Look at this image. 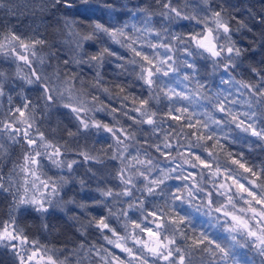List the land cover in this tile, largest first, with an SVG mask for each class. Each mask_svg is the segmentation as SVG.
I'll list each match as a JSON object with an SVG mask.
<instances>
[{"label": "snow or ice", "instance_id": "1", "mask_svg": "<svg viewBox=\"0 0 264 264\" xmlns=\"http://www.w3.org/2000/svg\"><path fill=\"white\" fill-rule=\"evenodd\" d=\"M4 3L0 0V8ZM93 3L42 0L41 10L49 13L50 24L63 32L60 43L73 46L72 54L62 61L56 52L41 55L37 51L45 45L54 46L47 40L11 28L0 30V58L20 62L30 70L21 75L20 63H16V77L23 82L22 102L13 106L9 95L8 112L0 119V195L11 197L9 218L0 221V248L11 252L14 264H73L72 257L76 258L75 264L85 260L88 264H238L233 251L237 247L255 249L264 257V162L256 164L242 153L226 151L213 128L227 122L264 144V59L258 65H247V78L235 75L245 63V50L238 46L234 33L252 29L231 14L234 6L215 4L214 0H198L192 11H186L190 0H183V4L180 0H154L159 6L155 13L151 7L137 5L144 17L143 27L105 23L88 16L81 18L88 21L86 27H81L78 10L89 12ZM102 7L110 14L114 11L108 0ZM154 14L168 25L187 21L189 30L176 32L168 26L158 29L153 24ZM260 22L264 23V17ZM89 44L95 45L96 51H90ZM109 57L123 61L117 67L130 71L146 94L129 92L132 84H105L101 69ZM51 59L57 63L52 73L46 74L43 66ZM197 59L210 62L213 70L222 67L228 78L222 76L221 84L235 88L237 95L247 99L238 100L231 91L211 94L197 78ZM84 66L94 70L91 80L78 71ZM181 69L185 70L182 75ZM172 76H178V84L187 81L193 87L177 91L163 79ZM7 79L0 68V97L5 95ZM25 84L39 90L38 99L43 101L44 109L41 115L55 107L67 110L75 122L74 130L64 129L68 139L50 138L37 126L38 105L23 95ZM100 94L109 101L117 99L119 107L105 103ZM237 106L246 110L238 111ZM194 107L203 110L192 111ZM100 112L111 120L97 119L96 113ZM92 130L96 135L107 134L112 141L106 142L104 152L108 160L115 162L108 175L118 183L111 187L98 185L97 195L77 200L70 195L71 186L77 183L74 166L103 161L86 149L76 151L70 144ZM12 146L22 150L21 162L11 161L5 173ZM107 148L112 149L110 154ZM69 152L81 159L70 158ZM169 180L180 183L170 187ZM78 183L81 191L87 187L83 179ZM136 192L144 194L143 198ZM157 196L161 200H152L149 207L147 198ZM197 200L196 210L205 207L208 214H218L217 223H221L219 217L224 218L223 229L229 233L231 244L185 227L192 220L183 213V206L192 208ZM91 207H100V214H90ZM57 210L72 213L69 219L79 223L77 231L83 237L74 247L59 250L64 253L63 259L54 248L30 238L17 220V214L35 213L42 230L47 231V216ZM132 211L139 212V216L130 215ZM87 228H94L103 243L90 241Z\"/></svg>", "mask_w": 264, "mask_h": 264}, {"label": "trees", "instance_id": "2", "mask_svg": "<svg viewBox=\"0 0 264 264\" xmlns=\"http://www.w3.org/2000/svg\"><path fill=\"white\" fill-rule=\"evenodd\" d=\"M104 2L105 0H94L93 10L89 12H84L83 8L78 10L79 15L77 16V19L80 21L81 27H86L88 23L87 20L81 19L84 16L99 19L101 22L105 23L117 25L135 24L138 27H143V19H141L143 14L139 12V9L136 6L140 5L143 7H151L153 13H155L159 8L158 5L154 4V0H108L109 3L114 5V11L110 14L109 10L102 7ZM180 2L183 4V0H180ZM222 2H226L227 4L234 6L230 8L231 14L243 19L247 23L248 27L252 29V31L242 30L234 33V39L237 41L238 46L245 50V63L244 65H241V68L236 70L235 75L238 79L247 78V65L250 63L258 65L259 62L264 59V23L260 22V18L264 17V0H214L215 4H220ZM43 3H47V0H43ZM197 3L198 0H190L186 11H192L193 7L197 5ZM41 8L42 0H5L4 7L0 8V30H7L8 28H11L14 32L25 36L45 39L54 46L49 48L48 45H45L42 49L38 48L37 51L41 55H46L50 51L56 52L57 56H59L62 61L72 54L73 46L60 43L63 38V32H58L56 30V26L50 24L49 21L52 18L48 12L42 11ZM153 24L156 28L161 30L165 26L170 27L171 31L176 32L189 30V22L187 21H181L179 24L168 25L167 21L162 20L155 14L153 15ZM232 25L234 28L237 27L236 21H232ZM59 27L62 29V24L59 25ZM191 27L198 26L191 25ZM129 31H131V28H129ZM163 34L165 35V33ZM105 39L107 38L105 37ZM152 39L155 40L154 37ZM112 47L121 54H125L124 50L120 49L118 45H113ZM88 48L90 51H96L95 45L89 44ZM145 51L150 50L145 49ZM160 51H162V49ZM1 61L0 68L4 66V63ZM56 63V59H51L43 66L46 74L52 73ZM118 63H123V61H117L114 57L106 59L105 65L101 69L102 75L104 76V83L109 86H111L112 83H123L126 86L128 84H132L133 87L128 89L129 92L137 95L146 94V92H142L140 83L135 80L130 71H122L117 67ZM197 63L199 65V75L197 78L206 84L207 89L210 90L211 94H215L216 91H231L234 98L238 100L247 99L246 96L241 97L237 95L235 88L229 85L221 84L220 81L222 76L224 79L228 78L223 72L222 67L213 70V68L208 64H204L198 59ZM49 64H51L52 67H50ZM21 65L24 71L29 73L30 70L27 66L23 64ZM61 66H63L62 63ZM33 67H36L35 63ZM4 68L8 69L7 67ZM78 71H80L81 75H83L86 80H91L94 74V70L89 69L87 66H84L82 69H78ZM184 71V69H181V75ZM163 79L170 87L176 88L177 91H186L188 88L193 87V84L187 81H181V83L178 84L176 82L178 76ZM100 95L101 98L104 99L105 103H110L119 107V101L117 99L113 98L109 101L103 94ZM43 110L42 104L41 112H43ZM202 110V107H194L192 109V111L195 112H200ZM237 110L244 111L246 109L237 106ZM47 113L46 117L44 115H40V118H37V126H39L41 130L44 131L50 138L56 137L59 139L63 137V139H68L64 129L65 127H68L73 128L74 130L75 122L70 120L67 110L55 107ZM217 116H219V114H217ZM96 118L101 119L104 122H109L111 120V117L107 116L103 112L96 113ZM0 119H2V116H0ZM121 120L128 124L131 123L130 121H126L124 117H121ZM169 123L172 122L169 121ZM164 126L167 127V125ZM213 128L216 131L217 136L221 138V143L224 145L226 151L242 153L247 160L256 164L264 162V144L256 141L255 138H251L240 132L234 125L228 124L227 122H225L222 126H213ZM53 129L56 131H53ZM95 131L96 130H92L91 134L81 135L78 138V142L73 141L70 144V147L76 151L86 149L90 152V154L98 156L100 160L103 161V163L100 164L91 161L81 162L80 164L74 166L76 169L75 173H79L87 185L83 192L79 191V186H77L76 183L71 186L73 191L70 195H74L77 200H87L90 197L97 195L95 189L98 185L101 187H111L112 185L118 183V181L112 179L108 175V173L112 171L111 166L115 164V162L108 160L107 155L104 152V149L107 147V143H111L112 141L108 139L107 134L101 132L99 135H96ZM233 140H236V142H231ZM129 150L134 151L135 149L131 148ZM9 151V162L6 163L4 167L5 173H7L8 169L11 168V161H15L16 163L21 162L20 157L22 155V150L19 146H12ZM111 152L112 149L107 148V153L110 154ZM156 155L160 160H163V158L159 157L158 154ZM68 156L78 160L81 159L79 156L75 155V152H69ZM225 158V155L221 153V159L224 160ZM89 168L92 169V172L88 171ZM93 173H95V175H93ZM179 183L180 182L176 180L167 181V184L170 187L178 186ZM91 192H94V194ZM136 195L141 198L144 196V194L140 192H136ZM152 200L160 201L161 197H148L147 204L149 207L151 206ZM197 201L199 202V200ZM196 204V201H194L192 208H189L187 205L183 206V213L192 220V224L185 227L189 230L194 227L197 232L204 231L223 244H231V240L227 232L220 228H215L213 225H207L208 223L206 222V217L200 209L196 210ZM10 205L11 197H7V194L0 195V221L8 220ZM123 207H127V205H124ZM76 212L78 213L79 210L77 209ZM89 212L93 215H99L101 208L91 207ZM70 215H72V213L61 212L59 210L50 213L46 219V223L49 225V229L47 231L42 230L41 221L35 213L26 216H19L17 214V220L20 226L26 229L30 238L39 239L41 243L54 248L57 251L59 258L63 259L64 253L59 250L70 249L83 239L77 231L79 223L69 219ZM130 215L136 217L139 216V212L132 211L130 212ZM74 224L75 227L73 226ZM113 224L120 228V226L116 224L115 220H113ZM120 230L122 231V228ZM189 234H191V232H189ZM87 237L92 242L103 243L94 228H87ZM105 246L110 247L107 245ZM233 251L236 254L235 259L238 261V264H262V262H264V259H262V257L259 256L254 249L237 247ZM72 260L73 264H75L76 258L72 257ZM0 264H14V257L11 252L4 248H0ZM82 264H88V261L85 260Z\"/></svg>", "mask_w": 264, "mask_h": 264}, {"label": "rangeland", "instance_id": "3", "mask_svg": "<svg viewBox=\"0 0 264 264\" xmlns=\"http://www.w3.org/2000/svg\"><path fill=\"white\" fill-rule=\"evenodd\" d=\"M141 19L144 20V17L142 16ZM167 34L168 33H165V35H167ZM177 55H180V53H177ZM198 60L203 62L204 64H208L211 67L210 62L202 60V59H198ZM0 61L4 63V66L1 68H4V67L8 68V69H6V68L3 69L4 72L7 74L8 79L6 81L5 95H4V97H0V116H2V119H4L5 114L8 112V109H9V103H8V96L9 95H11L13 98V100H12L13 106H18L22 102L20 99V94H21L20 85L23 84V82L16 77V71H17L16 63H20V62L13 63L11 60H3L2 58H0ZM21 64L22 63H20V67L22 69L21 75L27 74V72L24 71ZM38 91L39 90L35 86H28L26 84L23 85V95L30 96L32 101L38 105L36 119L40 118V115L42 113L41 112L42 104H43L42 103L43 101L38 99ZM47 114L44 116L46 117ZM5 142L10 143L8 141H5ZM55 171H56L55 169H52V172H55ZM49 174H51V172ZM74 179L77 181L76 185L79 186L78 181L82 179L81 175L79 173L78 174L75 173ZM78 188H79L80 192H83V191H81L80 186ZM91 193L94 194V192H91ZM217 198L222 199V197H217ZM196 203L198 204L199 202L196 201ZM200 210L203 212V215L206 217V222L208 223L207 225H210V226L213 225L215 228H220V229L224 230L223 225H222V221L224 219L223 217H219V220L221 221V223H217L218 214H216V213L208 214V210L205 207H201ZM227 234L229 235V233H227ZM237 238L240 240L243 239L242 237H239V236ZM230 242L232 243V241H230ZM115 251L117 253H119L118 250H115ZM255 252H257V251L255 250ZM119 254L121 256H123V254H121V253H119ZM262 259H264V257H262Z\"/></svg>", "mask_w": 264, "mask_h": 264}]
</instances>
